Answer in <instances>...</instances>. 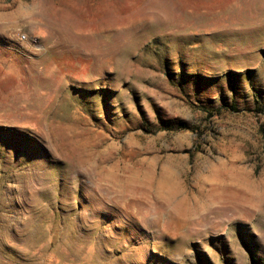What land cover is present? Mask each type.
<instances>
[{
	"label": "rangeland",
	"instance_id": "374dc122",
	"mask_svg": "<svg viewBox=\"0 0 264 264\" xmlns=\"http://www.w3.org/2000/svg\"><path fill=\"white\" fill-rule=\"evenodd\" d=\"M0 264H264V0H0Z\"/></svg>",
	"mask_w": 264,
	"mask_h": 264
}]
</instances>
